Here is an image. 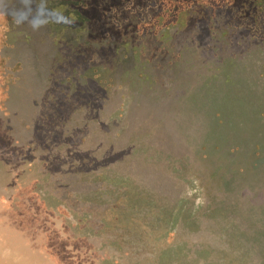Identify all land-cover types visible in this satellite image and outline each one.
<instances>
[{"label": "rangeland", "instance_id": "1", "mask_svg": "<svg viewBox=\"0 0 264 264\" xmlns=\"http://www.w3.org/2000/svg\"><path fill=\"white\" fill-rule=\"evenodd\" d=\"M233 2L47 0L34 30L0 0V264H49L3 221L27 201L106 264H264V3Z\"/></svg>", "mask_w": 264, "mask_h": 264}, {"label": "flooded vegetation", "instance_id": "2", "mask_svg": "<svg viewBox=\"0 0 264 264\" xmlns=\"http://www.w3.org/2000/svg\"><path fill=\"white\" fill-rule=\"evenodd\" d=\"M33 200L36 201V199ZM25 203L31 206L27 208V213L29 214L23 216V225L21 228L20 225H18V221H12L9 213L2 214L3 221L9 219L10 226L15 234L26 239L29 245L34 243L33 246L36 247L35 251L47 259L49 264H75L76 261H80L84 258L87 259L86 264H106V259L103 256V254L107 255L106 252L100 254V248L95 244L89 243L85 245L74 242L72 238H70L71 235H68L66 229L62 227V221L60 219L51 217L49 220L45 215V211L39 204V201L34 203L27 201ZM0 210L2 209L0 208ZM3 210L7 211V209L5 210L4 208ZM7 221L8 220H6V222ZM33 222H36L35 224L37 225H31ZM15 264H19V262H15Z\"/></svg>", "mask_w": 264, "mask_h": 264}, {"label": "clouds", "instance_id": "3", "mask_svg": "<svg viewBox=\"0 0 264 264\" xmlns=\"http://www.w3.org/2000/svg\"><path fill=\"white\" fill-rule=\"evenodd\" d=\"M22 3L25 8L14 13L17 22L28 23L34 30L49 22L62 23L67 19L59 10L49 9L47 0H39L35 8L32 7V0H22Z\"/></svg>", "mask_w": 264, "mask_h": 264}, {"label": "trees", "instance_id": "4", "mask_svg": "<svg viewBox=\"0 0 264 264\" xmlns=\"http://www.w3.org/2000/svg\"><path fill=\"white\" fill-rule=\"evenodd\" d=\"M260 1L262 3H264V0H248L247 4L245 6H243L244 0H234L233 5H231V6H234V7L239 8V9H244L245 11H249V12H246L244 15H242L241 18H244V17H246V15H248L247 17H248L249 21H251L253 19L252 17H254L252 14L254 13V10L256 9V7L258 5L257 2H260ZM235 20H238V17Z\"/></svg>", "mask_w": 264, "mask_h": 264}, {"label": "bare ground", "instance_id": "5", "mask_svg": "<svg viewBox=\"0 0 264 264\" xmlns=\"http://www.w3.org/2000/svg\"><path fill=\"white\" fill-rule=\"evenodd\" d=\"M30 255V254H29Z\"/></svg>", "mask_w": 264, "mask_h": 264}]
</instances>
